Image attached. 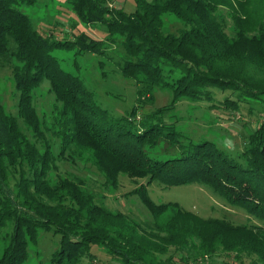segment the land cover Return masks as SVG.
Returning a JSON list of instances; mask_svg holds the SVG:
<instances>
[{
	"label": "trees",
	"instance_id": "trees-1",
	"mask_svg": "<svg viewBox=\"0 0 264 264\" xmlns=\"http://www.w3.org/2000/svg\"><path fill=\"white\" fill-rule=\"evenodd\" d=\"M41 1L0 0V69L11 66L17 95L16 115L0 99V264H25L43 232L61 236L50 264H107L94 247L116 264H198L220 253L264 264V226L255 223L264 222V0H134L129 13L113 0H62L82 28L104 27L102 40L40 32L27 8ZM166 16L181 27L165 31ZM106 42L122 49L118 71L135 84V104L119 117L53 55L75 48L105 56ZM44 82L53 102L40 115L34 93ZM157 90L169 102L143 113ZM217 92L226 95L219 101ZM183 100L207 102L226 120L254 115L242 150L182 130ZM62 160L89 164L110 192L121 176L146 180L124 196H136L151 218L108 208L84 178L55 176ZM152 184L203 186L253 223L157 204Z\"/></svg>",
	"mask_w": 264,
	"mask_h": 264
},
{
	"label": "rangeland",
	"instance_id": "rangeland-1",
	"mask_svg": "<svg viewBox=\"0 0 264 264\" xmlns=\"http://www.w3.org/2000/svg\"><path fill=\"white\" fill-rule=\"evenodd\" d=\"M150 1V0H149ZM112 7L120 8L127 13L135 9L134 0H113ZM29 15L34 18V24L40 32H48L57 38L79 34L85 31L98 40L106 37L104 27L89 25L82 28L76 17L63 4L62 0H43L35 7L27 8ZM165 31H177L181 24L172 16L164 18ZM56 38V39H57ZM106 41V40H105ZM107 47L105 48V46ZM114 43L106 42L104 46L105 56H91L78 54L75 48H58L53 55L59 60L60 67L83 79L86 86L92 90L101 107L113 117H119L127 113L135 104V84L132 80L124 79L118 71V63L122 49ZM101 62L102 68L100 67ZM47 82L34 93L35 106L40 115L43 111H49L53 102V96L48 92ZM226 94L217 92L220 101ZM170 94L157 90L154 93V103L143 108V113L167 104ZM0 99L6 110L16 115L17 95L11 73V66L0 69ZM207 102L190 103L181 101L176 106L179 126L194 139L207 138L215 141L220 147L229 153L241 151L245 140L246 126L253 123L255 116L243 110L241 113L230 114L232 120H226L228 112L221 109L209 110ZM75 175L84 178L87 185L99 195L104 197V204L112 209L129 214L136 220L150 219L151 216L139 199L134 195L124 196L134 190L146 180H131L121 176L119 188L116 192H110L103 186L102 177L89 164L84 165L79 160L74 163L62 160L58 163L55 176ZM151 199L159 203H178L185 211L202 218H225L234 224L253 223L246 213L240 209L228 205L223 199L215 196L209 189L189 184L165 188L157 184L148 187ZM264 226V222H256ZM61 236L53 232H43L39 235L37 245L29 247L28 259L25 264H50L51 254L59 247ZM0 240V254L2 249ZM99 247H94L93 252L98 258L107 264H116L108 255L101 252ZM250 258L242 257L234 260L232 256L220 253L212 260L199 261L198 264H249Z\"/></svg>",
	"mask_w": 264,
	"mask_h": 264
}]
</instances>
